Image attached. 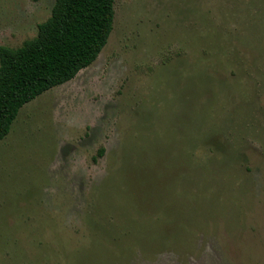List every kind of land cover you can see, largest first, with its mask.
<instances>
[{"label": "rangeland", "instance_id": "obj_1", "mask_svg": "<svg viewBox=\"0 0 264 264\" xmlns=\"http://www.w3.org/2000/svg\"><path fill=\"white\" fill-rule=\"evenodd\" d=\"M54 4L0 0V45ZM114 9L0 141V264H264V0Z\"/></svg>", "mask_w": 264, "mask_h": 264}, {"label": "trees", "instance_id": "obj_2", "mask_svg": "<svg viewBox=\"0 0 264 264\" xmlns=\"http://www.w3.org/2000/svg\"><path fill=\"white\" fill-rule=\"evenodd\" d=\"M115 1L55 0L35 38L18 48L0 45V141L26 104L97 60L113 29Z\"/></svg>", "mask_w": 264, "mask_h": 264}]
</instances>
